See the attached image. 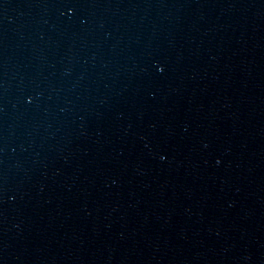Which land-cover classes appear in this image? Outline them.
Returning <instances> with one entry per match:
<instances>
[{
	"label": "water",
	"instance_id": "95a60500",
	"mask_svg": "<svg viewBox=\"0 0 264 264\" xmlns=\"http://www.w3.org/2000/svg\"><path fill=\"white\" fill-rule=\"evenodd\" d=\"M58 0H0V186L37 78Z\"/></svg>",
	"mask_w": 264,
	"mask_h": 264
}]
</instances>
